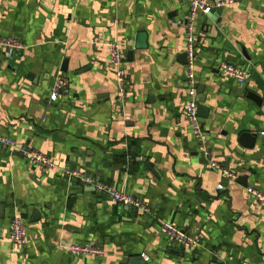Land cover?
Instances as JSON below:
<instances>
[{"label": "crops", "instance_id": "crops-1", "mask_svg": "<svg viewBox=\"0 0 264 264\" xmlns=\"http://www.w3.org/2000/svg\"><path fill=\"white\" fill-rule=\"evenodd\" d=\"M187 2L0 0V38L25 46L12 57L0 46V133L55 163L41 172L25 156L0 149V264H123L128 257L264 264V208L246 186L207 165L184 117L185 31L176 23ZM219 8L195 19L196 98L206 114L200 121L213 157L264 192V0ZM109 41L124 53L123 101ZM222 61L249 69L241 88L217 69ZM58 74L68 78V90L51 101ZM244 131L256 133L252 148L238 142ZM72 170L138 197L152 215L68 180ZM15 216L26 225L19 247L9 233ZM159 220L197 236L199 245L176 248ZM75 243L99 246L104 256H74L67 247Z\"/></svg>", "mask_w": 264, "mask_h": 264}, {"label": "built area", "instance_id": "built-area-1", "mask_svg": "<svg viewBox=\"0 0 264 264\" xmlns=\"http://www.w3.org/2000/svg\"><path fill=\"white\" fill-rule=\"evenodd\" d=\"M233 0H188L187 14L185 18L179 20L176 25L182 27L185 31V48L186 55V84L189 99L185 105L184 117L191 126L192 134L198 143V149L207 165L217 173L221 178L235 182L238 178L237 170L227 167L213 157L207 140V134L204 130L200 116L198 114V102L196 92V73L195 66L197 61L195 19L198 14H210L213 9L231 3ZM0 46L5 49L7 57H12L15 53L24 49L20 40L3 37L0 38ZM108 62L113 69L118 82V96L121 101L127 98L128 84L127 74L124 68V53L121 45L116 41L107 43ZM217 69L224 75L234 79L236 84L241 88L249 79L250 71L247 67L234 65L227 62H219ZM69 80L62 74H58L50 89V100L56 101L58 97L67 92ZM0 149H5L10 153H18L28 158L31 163L41 172L53 170L55 163L45 153L33 149L25 143H18L8 135L0 133ZM66 177L70 181H76L84 186H90L95 192L103 194L110 198L114 203L127 209L138 211L144 215L151 216V208L138 197L117 189L101 179L91 177L79 170L66 171ZM218 188H222L221 185ZM245 191L248 197L253 199L259 206L264 208V192L253 186H246ZM160 232L176 247L181 250H191L196 248L200 239L187 232L186 230L167 222L159 220ZM10 239L15 246H22L27 242L25 220L21 216H15L9 226ZM70 254L74 256L103 257V248L92 244L75 243L67 247Z\"/></svg>", "mask_w": 264, "mask_h": 264}, {"label": "water", "instance_id": "water-1", "mask_svg": "<svg viewBox=\"0 0 264 264\" xmlns=\"http://www.w3.org/2000/svg\"><path fill=\"white\" fill-rule=\"evenodd\" d=\"M210 1H214V0H210ZM217 12L221 11V8H217L216 9ZM179 60L181 63L186 64V55L185 52L181 53ZM66 64V61H64V65ZM249 98L253 99L257 104H259L261 102V98L259 95H257L256 93H250L248 95ZM198 114L200 117H205V108L199 106L198 107ZM238 142L240 144H242L245 147L248 148H252L255 145L256 142V133L255 132H251V131H244L241 134H239L238 136ZM238 183H241L243 186H247V182L245 177H241V178H237L236 180ZM172 253H176L179 255H182V253L176 249H171L169 250ZM129 262V264H146V262L140 258V257H134V258H126L123 261V264H127ZM210 264H217V263H210Z\"/></svg>", "mask_w": 264, "mask_h": 264}]
</instances>
